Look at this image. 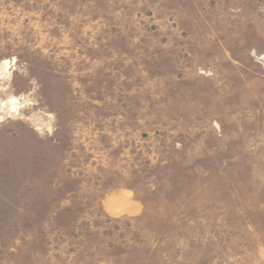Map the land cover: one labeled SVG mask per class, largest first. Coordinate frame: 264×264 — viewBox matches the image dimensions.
I'll return each mask as SVG.
<instances>
[{
    "label": "rangeland",
    "instance_id": "rangeland-1",
    "mask_svg": "<svg viewBox=\"0 0 264 264\" xmlns=\"http://www.w3.org/2000/svg\"><path fill=\"white\" fill-rule=\"evenodd\" d=\"M0 264H264V0H0Z\"/></svg>",
    "mask_w": 264,
    "mask_h": 264
},
{
    "label": "clouds",
    "instance_id": "clouds-1",
    "mask_svg": "<svg viewBox=\"0 0 264 264\" xmlns=\"http://www.w3.org/2000/svg\"><path fill=\"white\" fill-rule=\"evenodd\" d=\"M9 103L12 105V108H11L9 114L16 112L17 111V107H16L17 101L15 99H13V100L9 101Z\"/></svg>",
    "mask_w": 264,
    "mask_h": 264
},
{
    "label": "bare ground",
    "instance_id": "bare-ground-1",
    "mask_svg": "<svg viewBox=\"0 0 264 264\" xmlns=\"http://www.w3.org/2000/svg\"><path fill=\"white\" fill-rule=\"evenodd\" d=\"M4 64H5V65H7V64H8V62L6 61Z\"/></svg>",
    "mask_w": 264,
    "mask_h": 264
}]
</instances>
